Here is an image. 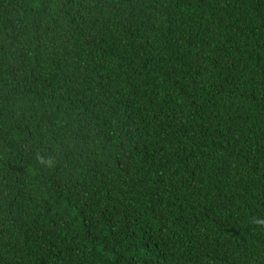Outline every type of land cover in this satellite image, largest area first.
I'll list each match as a JSON object with an SVG mask.
<instances>
[{
	"label": "trees",
	"instance_id": "16d2710c",
	"mask_svg": "<svg viewBox=\"0 0 264 264\" xmlns=\"http://www.w3.org/2000/svg\"><path fill=\"white\" fill-rule=\"evenodd\" d=\"M0 264H264V0H0Z\"/></svg>",
	"mask_w": 264,
	"mask_h": 264
}]
</instances>
